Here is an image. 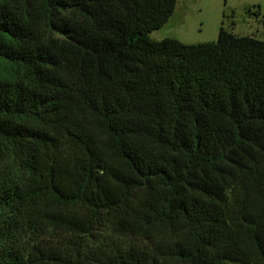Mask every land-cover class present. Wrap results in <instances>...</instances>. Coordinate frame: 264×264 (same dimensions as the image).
I'll list each match as a JSON object with an SVG mask.
<instances>
[{
    "label": "trees",
    "instance_id": "16d2710c",
    "mask_svg": "<svg viewBox=\"0 0 264 264\" xmlns=\"http://www.w3.org/2000/svg\"><path fill=\"white\" fill-rule=\"evenodd\" d=\"M177 1L0 0V264H264V39Z\"/></svg>",
    "mask_w": 264,
    "mask_h": 264
},
{
    "label": "rangeland",
    "instance_id": "374dc122",
    "mask_svg": "<svg viewBox=\"0 0 264 264\" xmlns=\"http://www.w3.org/2000/svg\"><path fill=\"white\" fill-rule=\"evenodd\" d=\"M221 26L237 35L264 39V0H178L174 13L150 37L209 42L217 39Z\"/></svg>",
    "mask_w": 264,
    "mask_h": 264
}]
</instances>
